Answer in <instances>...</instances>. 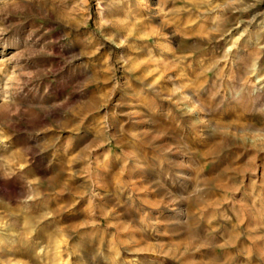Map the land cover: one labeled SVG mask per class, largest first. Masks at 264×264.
<instances>
[{"label": "rangeland", "instance_id": "1", "mask_svg": "<svg viewBox=\"0 0 264 264\" xmlns=\"http://www.w3.org/2000/svg\"><path fill=\"white\" fill-rule=\"evenodd\" d=\"M0 264H264V0H0Z\"/></svg>", "mask_w": 264, "mask_h": 264}]
</instances>
